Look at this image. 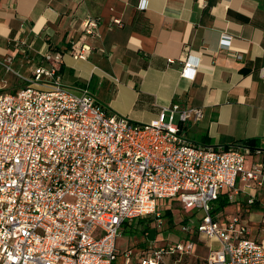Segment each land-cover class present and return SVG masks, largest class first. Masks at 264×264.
I'll list each match as a JSON object with an SVG mask.
<instances>
[{"label":"built area","instance_id":"obj_1","mask_svg":"<svg viewBox=\"0 0 264 264\" xmlns=\"http://www.w3.org/2000/svg\"><path fill=\"white\" fill-rule=\"evenodd\" d=\"M99 25L94 17L82 22L68 49L73 57H88L85 40ZM62 56L48 51L47 66L20 75L26 85L0 93V264H114L125 223L148 216L160 222L159 205L175 199L187 214L203 211L196 233L219 244L208 245L199 264H264V242L250 236L242 214L221 220L212 212L222 194L234 202L263 187L264 161L246 166L261 149L190 141L184 126L204 111L178 102L150 123L108 111L89 89L63 83ZM180 62V75L193 79L197 64ZM193 250L191 240L152 247L139 264H167L165 255Z\"/></svg>","mask_w":264,"mask_h":264},{"label":"crops","instance_id":"obj_2","mask_svg":"<svg viewBox=\"0 0 264 264\" xmlns=\"http://www.w3.org/2000/svg\"><path fill=\"white\" fill-rule=\"evenodd\" d=\"M141 1L0 0V57L47 66L46 53L61 51L63 83L89 89L108 111L150 123L173 102L202 108L203 118L184 126L190 141L258 139L261 153L246 166L264 161V0ZM90 17L100 25L85 40L88 57L77 59L68 49ZM114 19L123 25L111 27ZM186 59L197 64L193 79L180 75ZM240 195L264 205V185ZM128 249L123 264H139L142 252L130 249L127 262Z\"/></svg>","mask_w":264,"mask_h":264},{"label":"rangeland","instance_id":"obj_3","mask_svg":"<svg viewBox=\"0 0 264 264\" xmlns=\"http://www.w3.org/2000/svg\"><path fill=\"white\" fill-rule=\"evenodd\" d=\"M9 55L0 57V93L12 92L18 88L26 85L27 82L20 75H28L34 68V62L23 61L22 56H15L9 61ZM177 121V119H176ZM250 156L247 157L246 165L251 163ZM222 194L221 196H223ZM226 195V194H225ZM243 195H238L236 200L228 206L216 212V215L222 220L234 214H242L247 220L250 236L256 238L258 241L264 242V205L255 200L252 204L247 202ZM218 202L213 205L215 209ZM162 211V221H156L152 216L142 218L143 220L135 219L125 226L122 235L117 240L119 253L114 264H123L124 251L129 249H136L137 251H147L150 248H157L167 246L180 242L182 240H191L194 243V250L189 255L182 257L177 254L165 255L164 260L167 264H199L202 263L209 255V246L213 245L219 247L216 242H206L196 233L197 220L203 215V211L199 210L196 213L187 214L184 211L182 204L179 200H165L159 205ZM172 213V221L169 217L165 216L166 210ZM251 213L259 214L260 216L251 218ZM251 214V215H250ZM142 221V222H141ZM189 226V231L182 229L183 226ZM149 226L148 233L143 232V229ZM152 230V231H151Z\"/></svg>","mask_w":264,"mask_h":264},{"label":"trees","instance_id":"obj_4","mask_svg":"<svg viewBox=\"0 0 264 264\" xmlns=\"http://www.w3.org/2000/svg\"><path fill=\"white\" fill-rule=\"evenodd\" d=\"M243 144H247V145H249L252 148H261V141H259L258 139H247V140H245L243 142ZM230 203H232V202L229 200L228 196L227 195H223L218 200V206L215 209H213L212 212L213 213H216L217 211L222 210L223 208H225L226 206H228ZM162 216H164V215H162ZM165 216H168L169 217V221H172L173 220V218H172L173 215H172V213H171V211L169 209L166 210ZM140 219L143 220L142 218H140ZM140 219H139V221H140ZM129 224H131V222L130 223L129 222L125 223L124 227L125 226H129ZM149 230H150L149 226H146L143 229V232H145V233L147 232L148 233Z\"/></svg>","mask_w":264,"mask_h":264}]
</instances>
